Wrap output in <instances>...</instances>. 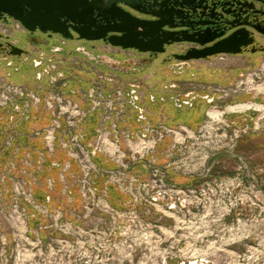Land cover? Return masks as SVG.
Returning a JSON list of instances; mask_svg holds the SVG:
<instances>
[{
	"label": "rangeland",
	"instance_id": "374dc122",
	"mask_svg": "<svg viewBox=\"0 0 264 264\" xmlns=\"http://www.w3.org/2000/svg\"><path fill=\"white\" fill-rule=\"evenodd\" d=\"M252 73H235L198 127L120 133L111 155L74 127L51 150L48 107L38 121L0 107V264H264V85ZM248 112L255 123L229 132L228 114ZM22 121L21 133L4 129ZM36 125L49 129L35 137Z\"/></svg>",
	"mask_w": 264,
	"mask_h": 264
},
{
	"label": "flooded vegetation",
	"instance_id": "af4514ba",
	"mask_svg": "<svg viewBox=\"0 0 264 264\" xmlns=\"http://www.w3.org/2000/svg\"><path fill=\"white\" fill-rule=\"evenodd\" d=\"M61 2L69 11L55 12L61 27L54 30L31 20V10L22 6L15 13L27 25L0 11L1 118L14 120L18 113L19 121L41 120L50 101L47 120L55 134L78 126L91 138L119 139L124 132L134 138L149 131L163 138L198 127L206 110L225 100L222 87L235 73L243 78L253 71L251 82L263 79L264 85V0ZM72 114H78L76 123ZM228 116L229 132L258 119L255 112ZM24 126L22 121L4 129L21 133ZM34 128L35 137L49 129ZM20 158L18 152L15 162ZM46 164L55 170L60 161Z\"/></svg>",
	"mask_w": 264,
	"mask_h": 264
},
{
	"label": "water",
	"instance_id": "95a60500",
	"mask_svg": "<svg viewBox=\"0 0 264 264\" xmlns=\"http://www.w3.org/2000/svg\"><path fill=\"white\" fill-rule=\"evenodd\" d=\"M61 3V0H0V11L9 12L16 20L26 24L20 14L15 13L22 6L24 9L31 10L29 15L31 20L41 26L47 24V28L54 30L61 27L60 17L55 12L58 9H60L59 11H69L66 7L62 8ZM120 23H126V21L120 20Z\"/></svg>",
	"mask_w": 264,
	"mask_h": 264
},
{
	"label": "built area",
	"instance_id": "2783aa9c",
	"mask_svg": "<svg viewBox=\"0 0 264 264\" xmlns=\"http://www.w3.org/2000/svg\"><path fill=\"white\" fill-rule=\"evenodd\" d=\"M2 105V100H0V106ZM51 106V104H50V101H47V107L49 108ZM74 110H76V109H74ZM78 115V114H77ZM81 117V116H80ZM76 128H78V126L76 127ZM52 129H54V128H50L48 131H47V134H49L48 136H45V138L44 139H46L47 141L45 142V145H46V147L47 148H50L51 150H53L55 147H56V142H54V141H57V139H56V135H55V132L52 130ZM78 131H82L81 130V128H79L78 129ZM79 138V136H76L75 137V139H78ZM99 138H101L100 137V135H99V137H97L96 138V140L97 141H95L96 142V145H94V144H89V146L90 147H94L95 146V148H97V150L98 149H101L102 150V148H103V144H104V141L105 140H107V142H109V143H107V146H110V145H114V151L113 152H117V150H118V148H116V145L117 146H119V139L118 138H113V139H108L107 137H106V135H104L101 139L103 140V142L102 143H100L99 142V140H101V139H99ZM143 138H145V137H143ZM77 141V140H76ZM127 142V145L129 146V145H131L132 144V141H126ZM135 142V141H134ZM154 144H156V143H154ZM64 146H66V145H64ZM144 148H146V146L144 147ZM100 150H98V152H99ZM107 153H109V152H107ZM110 154V153H109ZM111 155V154H110ZM88 170V169H87ZM94 176L93 177H101V178H104L105 177V174L103 173H101V174H99V173H96V174H93ZM85 176H86V178H88L89 179V177H92L89 173H86L85 174ZM92 177V178H93ZM108 178H109V176H107ZM157 195H161V193L159 192V193H157ZM164 195H167V193L166 192H164ZM156 198V197H155ZM156 200H158V198H156ZM172 207H176V205L175 204H172Z\"/></svg>",
	"mask_w": 264,
	"mask_h": 264
},
{
	"label": "bare ground",
	"instance_id": "6f19581e",
	"mask_svg": "<svg viewBox=\"0 0 264 264\" xmlns=\"http://www.w3.org/2000/svg\"><path fill=\"white\" fill-rule=\"evenodd\" d=\"M244 108H245V107H242L241 110H243ZM246 108H247V107H246ZM241 110H239V111H241ZM110 147H112V148L114 149V145L107 146V145L104 143V144H103V148H102V149H103V152H106V151H107V152L110 153V151L108 150V148H110ZM117 147H118V146L116 145V148H117ZM113 149H112V150H113ZM110 154H111V153H110Z\"/></svg>",
	"mask_w": 264,
	"mask_h": 264
}]
</instances>
